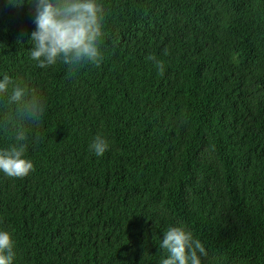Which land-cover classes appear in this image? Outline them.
<instances>
[{
  "label": "trees",
  "instance_id": "trees-1",
  "mask_svg": "<svg viewBox=\"0 0 264 264\" xmlns=\"http://www.w3.org/2000/svg\"><path fill=\"white\" fill-rule=\"evenodd\" d=\"M101 2V62L42 68L34 6L0 0V77L44 103L4 126L0 96V147L23 127L34 164L0 172L14 264H160L172 226L204 244L202 264H264V0Z\"/></svg>",
  "mask_w": 264,
  "mask_h": 264
},
{
  "label": "clouds",
  "instance_id": "clouds-1",
  "mask_svg": "<svg viewBox=\"0 0 264 264\" xmlns=\"http://www.w3.org/2000/svg\"><path fill=\"white\" fill-rule=\"evenodd\" d=\"M19 4L22 0H11ZM35 8L36 29L31 33L28 49L32 60L38 66L47 68L62 61L76 66L83 62L99 64L102 52L99 47L103 35L104 6L101 0H28ZM164 67L155 56L149 57ZM7 95L8 105L15 106V112L5 117L4 126L16 118L39 121L44 111L42 97L26 84L15 82L7 73L0 77V96ZM28 130L17 127L16 143L0 147V172L9 177H23L34 168L31 159L25 156ZM110 147L106 137L97 135L90 149L102 156ZM16 241L13 234L0 229V264H14ZM161 247L167 250L160 264H202L201 257L206 255L204 244L194 238L193 233L183 226L169 227L163 234Z\"/></svg>",
  "mask_w": 264,
  "mask_h": 264
},
{
  "label": "bare ground",
  "instance_id": "bare-ground-1",
  "mask_svg": "<svg viewBox=\"0 0 264 264\" xmlns=\"http://www.w3.org/2000/svg\"><path fill=\"white\" fill-rule=\"evenodd\" d=\"M33 133V132H32ZM31 134V133H30ZM36 135V134H35ZM8 141V140H7ZM165 214V213H164Z\"/></svg>",
  "mask_w": 264,
  "mask_h": 264
}]
</instances>
